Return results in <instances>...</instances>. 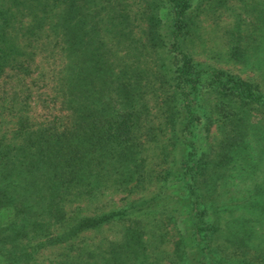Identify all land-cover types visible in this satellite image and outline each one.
<instances>
[{
	"label": "trees",
	"instance_id": "16d2710c",
	"mask_svg": "<svg viewBox=\"0 0 264 264\" xmlns=\"http://www.w3.org/2000/svg\"><path fill=\"white\" fill-rule=\"evenodd\" d=\"M0 264H264V0H0Z\"/></svg>",
	"mask_w": 264,
	"mask_h": 264
}]
</instances>
